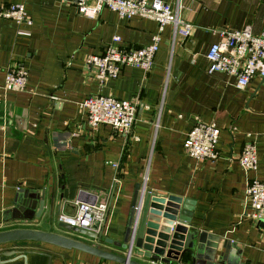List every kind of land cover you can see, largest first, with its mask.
Listing matches in <instances>:
<instances>
[{"label": "crops", "instance_id": "1", "mask_svg": "<svg viewBox=\"0 0 264 264\" xmlns=\"http://www.w3.org/2000/svg\"><path fill=\"white\" fill-rule=\"evenodd\" d=\"M166 1L180 3V16L193 23L191 35L173 40L165 25L149 72L125 66L100 81L86 56L100 53L114 35L123 45L148 44L156 20L120 17L107 7L88 17L61 0H0L24 2L27 12L20 22L0 16V230L55 231L123 254L114 242H124L144 189L179 197L181 209L187 207L195 264H264V224L245 215L247 184L264 179V78L239 89L233 76L208 72L205 58L224 30L258 34L264 0ZM17 62L27 70L26 88L5 90V71ZM97 93L137 101L126 138L109 125L88 124L79 104ZM198 122L219 129L215 160H196L184 150ZM246 142L257 154V169L248 172L238 162ZM95 199L109 204L100 240L58 226L60 214L73 215L75 200ZM0 264L121 263L22 240L0 244Z\"/></svg>", "mask_w": 264, "mask_h": 264}, {"label": "built area", "instance_id": "2", "mask_svg": "<svg viewBox=\"0 0 264 264\" xmlns=\"http://www.w3.org/2000/svg\"><path fill=\"white\" fill-rule=\"evenodd\" d=\"M74 5L76 11L88 17H95L104 7L117 12L120 17L141 15L157 21V32L151 41L142 46L123 45L121 37L114 35L98 54H88L85 62L96 70V77L102 81L115 78L125 66L150 71L154 56L159 49L160 33L165 25H171L173 40L178 36L187 38L191 35L193 23L180 16V3L171 6L166 0H61ZM24 2L0 3V16L9 17L16 22L26 18ZM222 38L212 43L205 53L208 72L221 71L235 78V86L246 87L255 76L264 78V26L258 34L250 28L224 30ZM27 83V70L22 63L9 65L4 74L3 88L10 91H24ZM87 122L91 127L101 124L111 126L118 134L126 138L134 125L137 101L120 99L104 94L86 97L80 104ZM157 126V123H155ZM219 129L211 124L198 122L187 132L183 147L186 154L196 160H215L220 153L217 147ZM238 162L245 171L257 169L256 147L252 142L243 144ZM113 166L118 167V163ZM146 174L143 181L146 182ZM143 182V184H144ZM248 198L246 216L264 224V179L253 178L246 186ZM74 214H60L58 221L70 226L85 228L95 233H102L109 210L108 200L73 202ZM136 208V207H135ZM264 228V227H263Z\"/></svg>", "mask_w": 264, "mask_h": 264}, {"label": "water", "instance_id": "3", "mask_svg": "<svg viewBox=\"0 0 264 264\" xmlns=\"http://www.w3.org/2000/svg\"><path fill=\"white\" fill-rule=\"evenodd\" d=\"M43 202L41 197L39 212L43 209ZM185 209L186 206L181 209L179 197L157 195L144 189L140 191L133 205L131 223L125 232L124 242H114L124 249L123 254L110 252L98 245L88 244L55 231L23 227L0 230V244L22 240L42 241L64 248L79 249L121 264H186L189 258V264H195L192 244L194 238L190 233L186 236L190 214ZM58 226L101 239V235L96 236L85 228L65 223H59ZM105 242L113 243L109 238H105ZM12 254L14 251L5 252V255Z\"/></svg>", "mask_w": 264, "mask_h": 264}, {"label": "rangeland", "instance_id": "4", "mask_svg": "<svg viewBox=\"0 0 264 264\" xmlns=\"http://www.w3.org/2000/svg\"><path fill=\"white\" fill-rule=\"evenodd\" d=\"M72 214H74V212H72Z\"/></svg>", "mask_w": 264, "mask_h": 264}]
</instances>
